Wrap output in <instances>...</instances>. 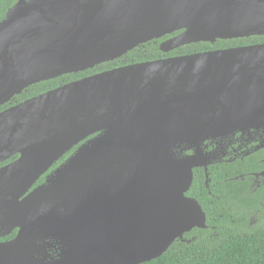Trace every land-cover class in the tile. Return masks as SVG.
Listing matches in <instances>:
<instances>
[{
  "label": "water",
  "instance_id": "95a60500",
  "mask_svg": "<svg viewBox=\"0 0 264 264\" xmlns=\"http://www.w3.org/2000/svg\"><path fill=\"white\" fill-rule=\"evenodd\" d=\"M180 30L161 50L264 35V0H18L0 22V106ZM262 128L264 44L116 68L0 112V164L20 155L0 169V239L20 228L0 243V264H22L46 236L61 241L62 264L159 258L206 228L186 196L193 170L207 173L202 145ZM97 133L58 171V185L3 200Z\"/></svg>",
  "mask_w": 264,
  "mask_h": 264
},
{
  "label": "trees",
  "instance_id": "16d2710c",
  "mask_svg": "<svg viewBox=\"0 0 264 264\" xmlns=\"http://www.w3.org/2000/svg\"><path fill=\"white\" fill-rule=\"evenodd\" d=\"M17 1L0 0V22ZM182 31L141 44L113 61L31 85L0 106V112L66 84L116 68L166 57L264 44V35H254L192 43L165 54L161 45ZM208 176L209 180L202 171H194L187 193L204 210L206 228L193 229L177 239L162 256L143 264H264V150L244 159L212 166Z\"/></svg>",
  "mask_w": 264,
  "mask_h": 264
},
{
  "label": "flooded vegetation",
  "instance_id": "af4514ba",
  "mask_svg": "<svg viewBox=\"0 0 264 264\" xmlns=\"http://www.w3.org/2000/svg\"><path fill=\"white\" fill-rule=\"evenodd\" d=\"M177 35H174L166 39L165 41ZM248 46H252V45H244L234 48H241ZM172 51L173 50L166 52L165 54H169ZM170 58H174V57H166L160 60L170 59ZM101 133H97L93 136H90L86 140L82 141L81 143L73 147L69 152H67L63 157H61L57 162H55L45 173L40 175V177L36 179L34 182L31 183V181H27L26 183H22V184L19 182L16 187L9 188V191L12 192L6 195L3 200L4 201L11 200L14 197H19L20 200H24L36 192L45 191L58 185L59 182L61 181L60 178L58 177V171L62 169V166L77 152V150L83 144L99 136ZM202 147H203V158H202L203 162L207 161L208 163L207 173L205 167L195 168L193 172L202 171L205 175V178L209 180L208 172L210 167L218 166L219 164H223V163H229L237 159H244L245 157L251 156L252 154L264 150V128L260 130H253L247 133H236L228 137L217 138L213 141L212 140L206 141L202 145ZM70 152L71 154L66 158V160L62 164H58L60 160L66 157V155L69 154ZM193 153L194 151L189 150V151H184L183 154L181 155H184L185 157H189L193 155ZM19 158L20 155H16L8 159L7 161L1 163L0 169L14 163ZM74 174L75 175L79 174V171L75 172ZM75 175L72 174L67 177L69 178ZM19 233H20V228L15 229L10 235L2 237L0 239V243L9 244L13 242L18 237ZM28 253H29V249H27V251H23L22 255L19 258V262L22 261L23 264V260H26L24 264H62L61 263L62 243L57 237L46 236L42 240L39 241L37 240L31 252L32 256L29 257ZM20 254L21 252L14 251L11 255H8V259L10 260V258L18 257Z\"/></svg>",
  "mask_w": 264,
  "mask_h": 264
},
{
  "label": "rangeland",
  "instance_id": "374dc122",
  "mask_svg": "<svg viewBox=\"0 0 264 264\" xmlns=\"http://www.w3.org/2000/svg\"><path fill=\"white\" fill-rule=\"evenodd\" d=\"M175 151V154H178L179 156H181V157H185L184 155H181V154H183V152H181L180 150H174Z\"/></svg>",
  "mask_w": 264,
  "mask_h": 264
}]
</instances>
